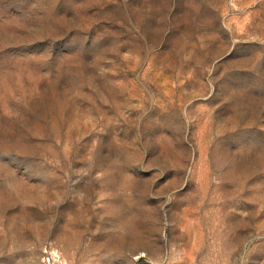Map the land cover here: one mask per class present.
Returning a JSON list of instances; mask_svg holds the SVG:
<instances>
[{
    "label": "rangeland",
    "instance_id": "1",
    "mask_svg": "<svg viewBox=\"0 0 264 264\" xmlns=\"http://www.w3.org/2000/svg\"><path fill=\"white\" fill-rule=\"evenodd\" d=\"M0 264H264V0H0Z\"/></svg>",
    "mask_w": 264,
    "mask_h": 264
},
{
    "label": "built area",
    "instance_id": "2",
    "mask_svg": "<svg viewBox=\"0 0 264 264\" xmlns=\"http://www.w3.org/2000/svg\"><path fill=\"white\" fill-rule=\"evenodd\" d=\"M46 256H47V260H58L59 259V252L53 248V247H46L44 250Z\"/></svg>",
    "mask_w": 264,
    "mask_h": 264
}]
</instances>
